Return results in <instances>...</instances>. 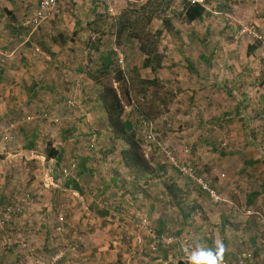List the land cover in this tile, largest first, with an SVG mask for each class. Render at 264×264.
Returning <instances> with one entry per match:
<instances>
[{
  "label": "rangeland",
  "instance_id": "rangeland-1",
  "mask_svg": "<svg viewBox=\"0 0 264 264\" xmlns=\"http://www.w3.org/2000/svg\"><path fill=\"white\" fill-rule=\"evenodd\" d=\"M199 1L212 10L203 20H184L183 0H172L166 10L155 12L156 16L147 24L152 29L149 47L153 58L148 66L144 65L148 55L132 38L122 44L124 50L120 49L128 56L129 67L124 63L122 68L116 58L112 69L103 71L100 93L104 85L117 88L125 104L124 119L133 122L137 137L142 140L149 173L127 165L122 156V150L128 146L126 141L127 146L124 140L114 139L111 134L100 137L99 131L105 134L108 128L105 120H100L99 125L93 124L96 129L93 131L90 128L88 131L87 122L77 124L83 132L74 138L68 135L71 139L66 143L68 156L58 166L57 159L48 164L41 156H19L13 141L19 134L17 130H9L11 137L0 133V143L9 141L4 149L0 147V264H143L138 254L142 241L147 244L150 257H157V253L173 244L174 253L181 260L180 255L188 257L182 247L183 239L174 240L172 233L159 236L158 216H151L152 200L149 204L142 203L143 192L145 198L147 191L151 193L155 205L162 204L157 214L162 209L163 215L175 222L182 212L189 210L187 194L190 192L196 197L191 199V205L200 200L210 204L212 199L217 204L211 187L219 195L228 194L231 198L241 193L245 198L258 191V197L264 202V0H225L230 8L228 15L215 12L222 9L223 0ZM167 2L163 0L162 4ZM57 12L58 7L48 17ZM93 45L88 43L83 47L82 55L86 59L80 65L73 62L77 63L70 67L73 73L83 67L84 78L90 77L101 64L96 62ZM106 46L109 47L102 45L103 51ZM183 55L192 58L197 73L189 75L187 62L177 64L176 57ZM117 67L124 72L128 96L125 84L115 81ZM73 79L68 82L70 85L79 82ZM227 84L229 95L225 92ZM68 88L70 92L71 86ZM62 92L58 86L57 93ZM83 96L80 91L79 97ZM69 98L81 108L87 104L86 109L95 122L97 116L109 119L100 100L94 101L91 97L93 101L84 104L87 99L84 97L81 101L73 92ZM60 104L57 109L40 104L34 109L44 133L51 128L58 133L51 136L54 140L60 136L58 127L64 119L82 114L80 108L64 102L65 109L62 101ZM144 112H151L147 115L151 124L145 130L139 125ZM6 117L2 130L10 119ZM66 121L69 124L65 127L73 126V122L70 125ZM95 133L96 141L92 143ZM149 134L150 137L145 136ZM38 138L37 154L45 150L47 154L51 147L46 134H39ZM58 143L62 147L63 143ZM99 145L104 150L99 155L92 153L98 151ZM106 149H111L108 160L103 156ZM226 150L240 154L223 156L222 151ZM9 153L13 156L8 157ZM118 161H121L120 168L113 171ZM80 163L98 166L101 171L88 174L79 189L63 190L59 186L75 176ZM222 179L225 181L221 182ZM175 183L186 185L179 193L174 189ZM204 184L207 189L203 188ZM199 187L203 190H198ZM136 189L142 194H134ZM243 203L239 206L244 207ZM229 205L228 211L234 213L233 205ZM207 209L200 204L196 206L193 212L199 220L188 223L186 233L209 248L205 241L209 236L203 234L201 225L209 223L213 227L215 219H208ZM221 209L217 205L214 213ZM239 218L238 225L242 224ZM153 231L158 237L152 236ZM194 234L197 239L193 238ZM171 237L173 240L167 242ZM252 246L246 248L252 249Z\"/></svg>",
  "mask_w": 264,
  "mask_h": 264
},
{
  "label": "crops",
  "instance_id": "crops-1",
  "mask_svg": "<svg viewBox=\"0 0 264 264\" xmlns=\"http://www.w3.org/2000/svg\"><path fill=\"white\" fill-rule=\"evenodd\" d=\"M36 1L37 0H0V133L8 136L10 129L17 130L19 134L15 135L16 138L13 141L16 144L15 150L19 156L23 155L27 158L41 156L45 158L48 164H52V161L57 159L58 166V164L61 163L60 161H63L64 157L68 156L66 143L71 140L68 135L73 136V138L78 137L82 131L77 124L87 122L90 124L88 131H90V129L93 131L96 130L93 128V124L96 123L99 125L100 120H105V124L108 126L105 133L106 135L99 131L100 137L103 135V138H106L108 137L107 135L111 134V136H113L112 138L120 139L112 135L113 132L109 126V119H107V117L104 116L99 119L97 116L96 122L95 119H91V112L86 109L87 104L85 103H89V100H100L99 96L104 75L103 71L111 70L114 63L117 62L115 59L117 55L115 47L124 50L122 44L131 41L126 40L127 38L129 39L127 31H121L119 29L121 28L119 23L121 12L126 6L132 4V2L144 3L147 0H115L110 3L105 0H58V12L51 14L50 18L48 17L43 21L40 27L35 30L32 26L27 25L25 20L29 16V12L34 7ZM221 4L223 5L222 9H218V11L215 12H220L225 15L230 11V8H228V3L225 0H223ZM211 12V9H206L205 15H209ZM88 43L94 44L93 51L96 62L101 64L90 73L93 74L92 76L84 78L86 73L83 67L78 69L79 74L77 72V74L73 73L70 67L76 66L77 63L80 65L82 61L86 59L82 55V51L83 47ZM102 45H108L109 47L106 46L105 51H103ZM107 56L115 61L111 63L108 70H104ZM200 57L203 58L204 54L201 53ZM91 58L92 55H90V59ZM176 60L177 64L180 62H187L186 69L189 75L198 72L197 67L193 64L192 58H189L188 55L176 57ZM73 62L77 63L75 64ZM188 62H190V65ZM125 64L126 68L129 67L128 56L126 54ZM70 78H76L79 82L70 85V83H68L72 80ZM84 79L88 80V83H86L87 81ZM53 81H55V83H53ZM58 86L63 89L61 94L57 93ZM70 86L71 91L69 92L70 89L68 87ZM190 89L191 91L193 90L192 86H190ZM80 91L85 95L82 99L79 97ZM228 91L229 87L227 84L225 92ZM72 92L73 96L77 99L80 98L81 101H83L84 97L87 99L86 102L84 101V108L79 107L82 110V114L77 117L76 115H74V117L71 116L72 119L69 117L70 119H64L62 122L60 121L61 125L58 127L60 129V136L56 137L54 140L52 137L58 135V133H56L53 128L46 130L44 133L43 128H40L42 123L38 121L34 109L37 107V104H40V106L44 108L50 107L57 109L61 101L63 102V108L66 109L64 102L66 103L68 101L69 94L72 95ZM181 92L182 91L179 93L180 96L178 95L179 98H181ZM229 92L231 93V91ZM229 92L227 95H229ZM93 93H95V95H93ZM193 94L194 91L191 93L190 102H192L194 98ZM91 97L93 100L90 99ZM227 99L228 97L224 99V103L228 101ZM77 111L78 110H75L74 112L77 113ZM6 116H9L10 119L6 123L5 129L2 130L1 127L7 120ZM66 120H69L70 125L71 122H73V126L65 127L64 125L69 124ZM39 134H46L48 146L51 147L50 150L53 149L56 151V154L48 156L49 150L47 154L46 150L42 152L41 155L37 154L39 152L37 149ZM16 139L18 141L17 143ZM110 141L113 142L112 139H110ZM8 142L9 141L4 142L3 140L2 143H0V147L4 149ZM58 142H60V144L61 142L63 143L62 147L58 145ZM16 146L19 147V149ZM125 146H127L126 142ZM100 148L101 145H99L98 151H92V153L96 152L95 154L99 155V153L104 150ZM110 151L111 149H106L103 154V156L107 157V160ZM227 152V150L226 152L222 151V155L236 156L240 154L235 151ZM10 156H13V154L9 153L8 157ZM120 162L121 161H118L116 163L117 166L113 171L120 168V166H118ZM98 168V166L93 167L88 165V163L87 165L86 163H80L77 170L74 172L75 176L72 179H66L62 185L58 186L63 190H70V188L77 190L81 187L83 179L88 177V174L91 175L93 172L96 173L101 171V168ZM212 174H214V170ZM216 176L219 177V175ZM113 180L112 178V181ZM223 181H225V179L221 180V182ZM185 185L186 184L183 183H181V185L180 183H175L174 189L180 193L182 191L181 188H184ZM189 188L193 190L192 187ZM199 189L203 190L201 187H199L198 190ZM210 189L214 191V196L210 195L211 193L207 190H205V192L214 197L215 200L218 201L217 204H213L212 199L210 204L200 200L195 201L193 205H191V199L196 197H194L193 194L191 195L192 192H190L187 194V199L190 198L187 203L189 210L187 213L182 212L180 217H177L179 220L177 222L171 220L166 214L163 215L162 209L157 214V209L158 207L161 208L162 204L155 205L154 197L151 196V193L148 191L146 198V194L143 192L142 203L145 204L147 202L149 204L150 200H152L153 205H151V207L153 210L150 213H152V217L158 216L156 228L158 229L159 236L162 237L164 234L172 233L175 235L174 239H181L190 235L186 233V227H188V223H194L193 220H199V217L195 218L196 213L193 212V210L200 204L208 208L206 211L209 216L208 219H215V225L213 227L209 225V223L206 225L202 223L201 225L204 231L203 234L209 236L208 240L205 239L209 244V248H215L217 243H222L225 247L222 257L227 258L230 262H233L240 252L250 251L252 253V258L247 264H264V262L262 263V258H264V241L262 239L264 235V205H261L264 204V202L261 201L260 196L258 197L259 192L255 191L257 193L255 197L257 198L253 197V193L255 192L249 193L248 197L245 195V198L242 196V193L241 195H235L234 198H231L228 197V194L219 195L213 187ZM133 193L142 194L138 189ZM172 196V194H169V197ZM241 202H244L242 204L245 205L244 207L241 205L239 206ZM229 203L233 205L234 213L231 212L232 210L228 211V206H231ZM176 204L180 206V210H183L181 202L177 201ZM217 205H220L222 209L220 212L217 211L214 213V209H216ZM210 208H212V210ZM160 214H162V216ZM203 216L205 219V214ZM238 216H240V218ZM238 218L239 221H242V224L239 223L238 225ZM244 222H247L248 225L245 226ZM196 234L191 236L196 238ZM172 245L163 252L157 253V257H150L147 253V244L142 241L141 245H139L138 254L143 264H189L184 256L180 255V260L177 254L174 253L175 250ZM248 245H253L252 249L246 248Z\"/></svg>",
  "mask_w": 264,
  "mask_h": 264
},
{
  "label": "trees",
  "instance_id": "trees-1",
  "mask_svg": "<svg viewBox=\"0 0 264 264\" xmlns=\"http://www.w3.org/2000/svg\"><path fill=\"white\" fill-rule=\"evenodd\" d=\"M162 1L163 0H147L140 5H134L133 3L129 4L119 16V23L121 27L119 29L121 31L126 30L128 33L129 39L127 38L126 40L130 41L133 38L138 41L140 44V50L148 55V57L144 61L145 66H148L153 59L152 57H150L149 47V42L151 40L149 31H151L152 29H148L147 24L151 22L153 17L156 16L157 13L155 12L166 10L172 0H168V2L164 4H162ZM183 10L184 11L181 13L184 17L183 19L188 22L203 20L206 13V7L198 1L183 0ZM138 13L139 15H137ZM140 13H145V15L140 17ZM136 15L137 18L135 19ZM166 20H168V18H166ZM137 25H139V28ZM153 55L155 56L156 53H154ZM107 57L104 65V70H108L111 63L115 61L110 59V57ZM159 64L160 61L158 65ZM115 72V81H117L118 83L122 81L125 84V93L128 96L129 90H127L128 87L125 82L123 70L117 67ZM99 97L102 105H104V111L108 115L109 126L113 129L114 136L117 138H121L128 144V146L122 150V156L127 165L133 169L139 170L140 172L149 173L150 167L146 162L142 140L137 137L133 122L131 120L124 119L123 113L125 112V104L123 103V100L121 99L117 88L111 84L104 85ZM150 113L151 112H144L143 114L147 116L150 115ZM247 124L248 123H246V125ZM54 154H56V151H54L53 149L49 150L48 156H52ZM256 194V192L253 193V196H257ZM156 231L158 232V229H156ZM196 244H199V242L196 241Z\"/></svg>",
  "mask_w": 264,
  "mask_h": 264
},
{
  "label": "built area",
  "instance_id": "built-area-1",
  "mask_svg": "<svg viewBox=\"0 0 264 264\" xmlns=\"http://www.w3.org/2000/svg\"><path fill=\"white\" fill-rule=\"evenodd\" d=\"M108 3L113 2L115 0H106ZM198 1L200 3H202L204 5L203 2L199 1V0H195ZM58 5V0H37L34 7L31 9V11L29 12V16L26 18L25 23L27 25H30L34 28H38L43 21H45L48 18V14H50L51 12H53L56 7ZM264 46V45H263ZM115 51H116V58L118 63L120 64V66L123 68L124 67V61H125V55L124 52H122L120 50V48L115 47ZM66 104H68V106L73 107V108H79V104L76 103V101L72 98H69L68 101L66 102ZM48 115V114H47ZM54 121H58V119H54ZM151 124L150 123V119L145 116L142 115V118L140 119V123L139 125L145 130L148 125ZM95 137L92 139V143L94 141H96V133L94 134ZM146 137H150L151 134L149 135H145ZM204 189H207L206 185H203ZM244 225L247 226L248 223L244 222ZM152 230V228H151ZM152 236L154 237H158V235L156 234L155 231H153ZM183 239V245L182 247L185 249V253L186 255H188V257H185V260L189 263V256L190 253L197 249V248H206L205 244H196V241H194L193 239L189 238L188 236H185L182 238ZM173 240V238H169V240H166L167 242ZM174 240H178L177 238ZM264 241V239H263ZM252 258V253L249 252H240L237 257L233 260V262H230L227 258L222 257V260L220 262V264H247L249 260H251Z\"/></svg>",
  "mask_w": 264,
  "mask_h": 264
},
{
  "label": "clouds",
  "instance_id": "clouds-1",
  "mask_svg": "<svg viewBox=\"0 0 264 264\" xmlns=\"http://www.w3.org/2000/svg\"><path fill=\"white\" fill-rule=\"evenodd\" d=\"M224 251L222 243L215 248H197L190 253L189 264H220Z\"/></svg>",
  "mask_w": 264,
  "mask_h": 264
}]
</instances>
